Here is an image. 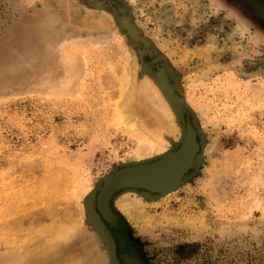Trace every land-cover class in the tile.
I'll return each instance as SVG.
<instances>
[{
  "label": "rangeland",
  "instance_id": "rangeland-1",
  "mask_svg": "<svg viewBox=\"0 0 264 264\" xmlns=\"http://www.w3.org/2000/svg\"><path fill=\"white\" fill-rule=\"evenodd\" d=\"M159 78L199 163L117 194L112 234L141 264H264V0H0V264H115L87 196L151 155L137 129L179 138Z\"/></svg>",
  "mask_w": 264,
  "mask_h": 264
},
{
  "label": "water",
  "instance_id": "water-1",
  "mask_svg": "<svg viewBox=\"0 0 264 264\" xmlns=\"http://www.w3.org/2000/svg\"><path fill=\"white\" fill-rule=\"evenodd\" d=\"M131 35L134 38V33ZM159 82L178 119L181 128L179 138L171 142V146L161 156L115 167L87 196V216L104 236L115 264L140 262L131 255L116 252L117 246L123 249L125 241L121 235L111 232L112 228L123 226L112 207L113 198L122 192H136L149 198L166 196L191 177L199 163L203 144L194 116L185 101L165 80L159 78Z\"/></svg>",
  "mask_w": 264,
  "mask_h": 264
},
{
  "label": "bare ground",
  "instance_id": "bare-ground-1",
  "mask_svg": "<svg viewBox=\"0 0 264 264\" xmlns=\"http://www.w3.org/2000/svg\"><path fill=\"white\" fill-rule=\"evenodd\" d=\"M160 83V82H159ZM160 88V87H159ZM164 94V93H163ZM165 96V95H164ZM166 97V96H165ZM167 98V97H166ZM168 100V99H167ZM168 102H169V100H168ZM168 104H170V102L169 103H167V105ZM169 106H171V105H168V110L170 111V113H171V116L173 117V114H172V111H171V109L172 108H170ZM174 118V117H173ZM172 118V119H173ZM170 119V118H169ZM173 122H174V120H173ZM174 124H176V123H173V125ZM138 131H137V133L141 136V141H142V144H143V148L144 147H146V148H148L147 150L150 152V156H153V157H156V156H161L162 154H164L166 151H167V148H166V146H165V142H162V141H159V140H157V139H155L153 136H151V135H149V134H147L146 132H144L143 130H139V129H137ZM179 130V131H178ZM173 131L174 132H177L178 134H179V132H181V128L179 129L178 128V126L177 125H175L174 127H173ZM175 142V141H174ZM170 143V142H169ZM143 148H141V149H143ZM143 151V150H142ZM149 156V157H150ZM149 157L147 158V159H149ZM141 160H145V158H139L138 160H137V162H139V161H141ZM82 193H80L79 195H77V197L78 196H80ZM86 194V193H85ZM85 194H83V195H85ZM116 199V198H115ZM113 203V202H112Z\"/></svg>",
  "mask_w": 264,
  "mask_h": 264
},
{
  "label": "flooded vegetation",
  "instance_id": "flooded-vegetation-1",
  "mask_svg": "<svg viewBox=\"0 0 264 264\" xmlns=\"http://www.w3.org/2000/svg\"><path fill=\"white\" fill-rule=\"evenodd\" d=\"M123 240H124V239H123ZM124 241H125V240H124ZM126 248L128 249V247H127V242H125V244H124V247H123V251H122V253H125V254H128V255H131V256L137 258V259L139 260L140 264H141L140 259H139L135 254H132V253H129V252H126V251H125ZM127 249H126V250H127ZM120 253H121V252H120ZM120 253H119V254H120Z\"/></svg>",
  "mask_w": 264,
  "mask_h": 264
}]
</instances>
